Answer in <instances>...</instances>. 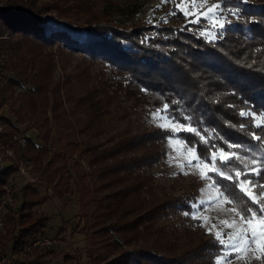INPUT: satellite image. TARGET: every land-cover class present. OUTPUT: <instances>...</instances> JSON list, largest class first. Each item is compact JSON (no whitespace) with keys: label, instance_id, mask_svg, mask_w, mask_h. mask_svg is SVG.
<instances>
[{"label":"trees","instance_id":"16d2710c","mask_svg":"<svg viewBox=\"0 0 264 264\" xmlns=\"http://www.w3.org/2000/svg\"><path fill=\"white\" fill-rule=\"evenodd\" d=\"M222 2L235 12L217 37L207 38L197 30L199 23L183 21L180 10L174 22L121 24L85 0H0V106L4 98L15 115L0 112L5 123L0 139L7 143L25 121L36 130L24 137V145L9 141L15 159L0 168V190L9 181L14 193L0 230V251L11 252L13 264H44L54 256L74 264L82 255L78 248L54 249L55 241L18 254L34 236L47 235L49 216L37 208L47 194L33 180L16 193L14 172L27 156L62 203L77 191L79 221L73 229L85 233L87 264H217V239L183 246L170 240L164 218L188 211L193 195L158 193L150 166L164 155L160 144L172 134L197 145V154L222 148L243 159L226 164L218 159L225 175L243 172L250 160L264 161V122L257 127L252 115H240L245 108L264 113V0ZM53 45L80 52L84 66L53 79ZM95 61L104 70L91 71ZM21 79L27 85L17 97L13 87ZM128 98L159 108L167 104L168 114L195 132L156 126L107 133L112 108ZM53 125L55 150L48 145ZM210 173L236 208L255 210L233 181ZM252 179L264 184V172Z\"/></svg>","mask_w":264,"mask_h":264},{"label":"rangeland","instance_id":"374dc122","mask_svg":"<svg viewBox=\"0 0 264 264\" xmlns=\"http://www.w3.org/2000/svg\"><path fill=\"white\" fill-rule=\"evenodd\" d=\"M222 1L223 0H85V4L88 3L90 7L97 9L99 12L101 11L110 18L116 19L121 24H129L142 19L148 20L149 22H174L179 20L174 17L176 14L175 11L180 10L183 14L184 11H188L191 14H184L183 21L196 22L197 16H199L197 30L200 33L211 32L212 38H215L221 30L219 23H224V21L229 18V14L235 12L233 6L225 5ZM178 4L182 5L184 10L177 7ZM192 5H196V7L194 8ZM213 5H220L218 9L214 10V19H209L205 15H202L203 13H207ZM79 15L83 17L86 13L81 12ZM213 23L217 26L213 27ZM205 36L209 38V36ZM54 48L55 56L50 67L53 79L62 71H76L84 66L85 61H83L80 52L69 51L67 47H58L57 45H53V49ZM89 64L91 65L89 66L91 71L104 70L100 61L90 62ZM6 71L9 70L6 69ZM5 80L6 77L3 76L2 82ZM26 85L27 81L21 79V82L13 87L14 95L19 97V94L26 88ZM2 102L3 104L0 106V112L6 113L12 119H15V115L11 111L12 109L9 107L8 102L4 101V98ZM163 108L164 105L161 108L153 107L146 102L133 101L132 98H128L117 108H112L111 113L114 115L111 117L110 123L106 124V131L107 133H111L116 130L120 131L126 127H131L132 129L156 127L159 121L153 119V113L159 110L161 115H163ZM242 112L252 113L255 123L264 122V113L262 111L259 112L250 108H245ZM169 117L172 116L169 115ZM175 121L178 122V124L184 125L185 128H194L188 122H181L176 119ZM4 125L5 123L0 121V131ZM35 132V128L30 125L29 121L19 123L18 129L12 130L11 137H8L7 143H3L0 139V148L4 156L2 159H4L5 162L15 159L16 153L13 147L9 145L10 140L17 139L21 145H24V137L27 136L28 133L34 135ZM170 136L173 137V139L179 140L175 148L169 143ZM48 145L51 150H55L59 147L58 133L54 125ZM160 147L164 148V155L150 166L154 174L153 183L155 190L158 193L165 191L166 193L174 195H193V199L191 200L192 207L188 211L181 210L177 213L173 212L170 213L168 217L164 218L167 220L166 231L169 233L170 240L175 244L183 246L187 241L189 243H194L198 242L200 238L212 237L216 239L217 232H220L222 237L226 239L227 234L233 231V229L226 227L221 221H228L229 223L235 221L237 225H239L241 221L239 216L232 211V209L236 207L232 203L227 202L230 199L226 194L219 201L214 199L218 192L224 191L212 177L210 170H212L213 167L218 168L220 171L223 170L217 164L213 165L210 159L206 161L208 164L207 168L203 163L198 167L189 166L187 161L192 158L193 153L188 152L187 149L192 146L188 145L183 137L178 134L167 136V138L161 142ZM218 149L222 150L224 153L232 154L233 152L222 148ZM217 156H220L219 151H217ZM29 157L30 156L21 158L19 161V171L14 172V180L17 182L16 193L18 196L20 195L19 188L26 180H33L41 189L42 193L47 194L46 199L37 205V208L47 211L49 215L44 227L45 232L48 236L56 238L55 241L60 238L59 244L53 248L56 250L69 251L78 248L82 255L79 260L74 261V264H87V255L84 252L85 233L73 229L79 221L77 191L73 190L71 193L66 194V201L62 203V198L51 194L52 189L46 186L45 182L40 178V167L37 166L34 168V162ZM71 161L72 159H70V162ZM193 165H195V160H193ZM223 172L226 173L225 171ZM210 185L214 186L209 187ZM245 187L259 197V193L254 191L250 184L245 185ZM200 201H204V203L200 204ZM261 202L264 203V199H262ZM197 204H199V207H193V205ZM196 213H198L200 217H206V221L201 218H194L193 214ZM254 223L257 225L259 224V216L254 220ZM213 225H215L214 228ZM210 228L212 229L211 232L209 231ZM222 251V246H220V249L213 257L215 262H217V258L222 255ZM258 256H260V252L257 250V246L253 245L252 250L247 252L244 259H234L231 257L229 259H231V264H263L262 259L257 258ZM44 264H67V262L63 260L62 256H54Z\"/></svg>","mask_w":264,"mask_h":264},{"label":"snow or ice","instance_id":"6c2138e0","mask_svg":"<svg viewBox=\"0 0 264 264\" xmlns=\"http://www.w3.org/2000/svg\"><path fill=\"white\" fill-rule=\"evenodd\" d=\"M181 10L183 9L182 5H177ZM192 7H196V5H192ZM220 5H213L212 8L208 10L207 13H203L209 19L215 18V9H218ZM185 15H190L188 11H184ZM237 15L238 13H233ZM196 22H199V16H197ZM213 27L217 25L213 23ZM220 28H224L225 25L223 22L219 23ZM202 35H207L209 38H212L211 32L202 33ZM168 105H164L163 112L158 110L153 113V119L159 121L158 126L163 129H170L173 133H179L181 131H190L195 132V129L185 128L184 125L178 124L175 121L174 117H169L168 113ZM241 116H251L252 113L241 112ZM187 119V118H186ZM257 127H261L260 123L256 124ZM243 127V125L241 126ZM198 134V133H197ZM253 138L256 140H260L261 137L253 134ZM203 139V138H202ZM169 143L174 148L179 143L178 139H173V137H169ZM229 148L233 147V145H228ZM197 145H192V147L188 148L187 151L193 153L192 158H190L187 163L189 166L198 167L200 164H204L207 168L208 164L207 160H211L212 164L215 165L216 161L219 159L221 164H226L232 159H239L243 163V159L238 156H233L229 153H224L222 150L217 149L220 152V156H217V151H212L210 155L205 156L204 153L197 154ZM206 152L208 150H205ZM193 160H195V165H193ZM212 171L216 172L217 175L223 176L225 179L233 181L235 186L240 189V191L244 192L248 200L251 201L252 205L255 206V210L252 207H241V208H233L232 211L235 212L236 215L239 216L241 223L239 225L236 224L235 221L229 223L228 221H221L228 228H232L233 231L227 234V238H223L220 232L216 233V239L219 244L222 246V255L217 258V264H231V258L234 259H244L246 257L247 252L252 250L253 245L257 246V250L260 252V256L258 259H264V203L261 202L264 199V191L259 193V197L254 195L252 191L245 187V185L250 184L253 188L259 187L260 189H264V184H257L253 181V176H261L262 172H264V161L260 160H250L249 163L244 164L243 172L237 170L233 174L225 175L223 171H220L218 168L213 167ZM214 185H210L209 187H213ZM225 196L224 192H218V194L214 197L216 201H219L221 198ZM228 203H233L232 200H228ZM200 204H203L204 201H200ZM193 207H199V204L193 205ZM194 218H201L206 221V217H200L198 213L193 214ZM259 216V224H255L254 220ZM215 225H213V228ZM250 229V230H249ZM211 232L212 229L210 228Z\"/></svg>","mask_w":264,"mask_h":264},{"label":"built area","instance_id":"2783aa9c","mask_svg":"<svg viewBox=\"0 0 264 264\" xmlns=\"http://www.w3.org/2000/svg\"><path fill=\"white\" fill-rule=\"evenodd\" d=\"M3 153L0 148V168H3L4 159H2ZM19 171V170H18ZM14 193L11 188L9 181L5 182L0 190V230L5 226V210L7 205L13 200ZM56 238L48 235H36L31 240H29L24 249L21 250L18 254L26 255V252L31 250L35 246H43L52 244ZM0 264H13V254L11 252L0 251Z\"/></svg>","mask_w":264,"mask_h":264},{"label":"crops","instance_id":"0c3cea01","mask_svg":"<svg viewBox=\"0 0 264 264\" xmlns=\"http://www.w3.org/2000/svg\"><path fill=\"white\" fill-rule=\"evenodd\" d=\"M59 242H60V238H58V240L57 241H55L54 242V244L52 245L53 247H55L56 245H58L59 244ZM55 249V248H54Z\"/></svg>","mask_w":264,"mask_h":264}]
</instances>
